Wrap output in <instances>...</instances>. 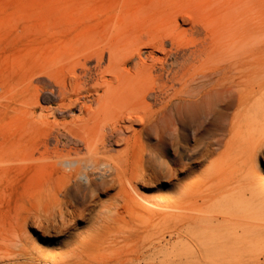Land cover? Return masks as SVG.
I'll list each match as a JSON object with an SVG mask.
<instances>
[{"label":"rangeland","instance_id":"obj_1","mask_svg":"<svg viewBox=\"0 0 264 264\" xmlns=\"http://www.w3.org/2000/svg\"><path fill=\"white\" fill-rule=\"evenodd\" d=\"M128 1L0 0V264H264V172L253 185L244 173L262 118L244 117L228 146L236 105L206 154L205 134L162 143L120 124L112 135L119 109L88 124L72 104L97 110L95 81L80 96L61 92L79 43L106 35ZM251 5L264 22V0ZM104 146L107 167L62 163ZM77 169L84 178L69 183Z\"/></svg>","mask_w":264,"mask_h":264},{"label":"bare ground","instance_id":"obj_2","mask_svg":"<svg viewBox=\"0 0 264 264\" xmlns=\"http://www.w3.org/2000/svg\"><path fill=\"white\" fill-rule=\"evenodd\" d=\"M251 4L252 0H129L121 20L104 29L106 35L82 39L78 57L65 67L70 75L59 83L60 90L80 96L83 84L95 81L91 91L97 110L91 111L81 98L72 104L87 113L88 124L97 128L102 118L119 109L118 121L109 125L112 135L120 124H138L137 134L155 133L162 143L166 138L205 134L210 136L206 154L221 146L229 112L237 105L227 143L234 146L241 140L244 117L264 120V22ZM183 24L189 28L183 29ZM41 75L53 80L56 74L43 69ZM104 149H91L87 162L62 163L85 164L86 170L90 165L94 170L107 167ZM245 159L244 173L253 185L264 172V142L255 143ZM83 178L77 169L69 183ZM59 220L61 227L67 225L62 213ZM251 220L246 223L256 227Z\"/></svg>","mask_w":264,"mask_h":264}]
</instances>
